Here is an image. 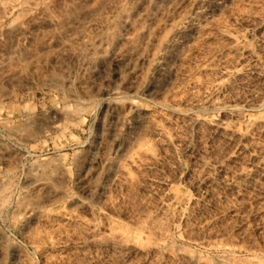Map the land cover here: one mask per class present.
I'll use <instances>...</instances> for the list:
<instances>
[{"label": "rangeland", "instance_id": "rangeland-1", "mask_svg": "<svg viewBox=\"0 0 264 264\" xmlns=\"http://www.w3.org/2000/svg\"><path fill=\"white\" fill-rule=\"evenodd\" d=\"M263 119L264 0H0V264H264Z\"/></svg>", "mask_w": 264, "mask_h": 264}, {"label": "bare ground", "instance_id": "bare-ground-1", "mask_svg": "<svg viewBox=\"0 0 264 264\" xmlns=\"http://www.w3.org/2000/svg\"><path fill=\"white\" fill-rule=\"evenodd\" d=\"M228 37L231 39L232 42H237L238 38L235 34L230 33L228 34ZM248 62H246L245 64H235V65H224L221 70H220V74L221 77L225 79L229 80V79H233V78H243L245 76V70L248 66H251L252 63L254 62H258V55H256L253 52L249 53V57H248ZM257 63H255L254 65H256ZM253 66V65H252ZM254 68V67H253ZM249 70V69H247ZM248 74V73H246ZM222 83V79L221 80H215L212 83V86H214V88L218 87V85H220ZM197 84L199 85V82L195 83V85L197 86ZM259 104H261V101L257 102V103H253L251 105L249 104H245L248 106H259ZM261 122L264 123V119L261 120ZM255 125V121H245L244 127L246 131H251V129L254 127ZM219 129L223 135V137L225 139H231L234 138L238 135H241L243 133V127L236 125L235 123L230 122H222L219 124ZM161 131H159L160 136L163 138V140H171L170 139V135H168L167 133L164 132V129H160ZM261 130L264 131V125L261 126ZM141 161V158L139 156H130L129 158V162L132 165H138ZM205 163V162H204Z\"/></svg>", "mask_w": 264, "mask_h": 264}]
</instances>
